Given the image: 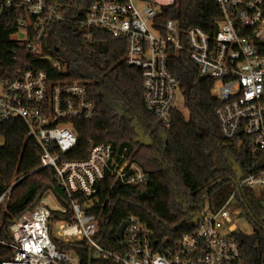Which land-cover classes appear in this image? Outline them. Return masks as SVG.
I'll return each instance as SVG.
<instances>
[{"label": "built area", "instance_id": "2783aa9c", "mask_svg": "<svg viewBox=\"0 0 264 264\" xmlns=\"http://www.w3.org/2000/svg\"><path fill=\"white\" fill-rule=\"evenodd\" d=\"M173 2L88 0L77 21L47 0H0V31L15 44L11 54L22 49L39 62L49 57L52 72L60 76L65 66L47 54L53 24L75 22L123 40L125 64L141 74L145 111L165 127L171 112L178 111L175 100L180 94L167 58L170 51L186 52L198 76L213 82L212 94L220 104L214 114L222 139L247 155L246 170L229 197L216 211L205 207L193 221L194 229L177 241H156L150 229L130 217L120 240L101 244L98 219L88 213L98 184L108 176L114 187L138 186L146 183L145 175L125 156V149L115 153L110 144L89 140L85 158L66 159L77 143L73 121L95 117L86 85L53 80L48 72L23 63L0 81V123L14 119L24 123L26 136L40 150L37 169L52 170L63 203L57 197L62 209H52L56 218L39 201L13 220L7 228L10 241L0 240V246L11 250V258L1 264H83L82 257L84 264H243L229 205L241 206L245 191L257 197L264 192V0H214L220 21L212 36L197 27L181 36L175 20L161 22L162 9ZM11 188L0 193V204L9 198ZM55 221L57 238L52 235ZM69 244L75 246L71 251Z\"/></svg>", "mask_w": 264, "mask_h": 264}, {"label": "trees", "instance_id": "16d2710c", "mask_svg": "<svg viewBox=\"0 0 264 264\" xmlns=\"http://www.w3.org/2000/svg\"><path fill=\"white\" fill-rule=\"evenodd\" d=\"M47 1L59 4L70 20L76 17L78 21L88 0ZM167 19L177 22L181 36L194 27L212 36L220 13L214 0H174L161 11L159 20ZM48 41L51 49L47 54L65 66L61 76L52 72L50 64L39 62L22 49L11 54L15 44L8 33L0 31V81L27 63L48 72L53 80L85 84L95 117L73 121L77 143L65 158H85L89 140L110 144L115 153L125 149V156L148 177L147 183L138 186L114 187L113 178L108 176L98 184L94 207L88 213L98 219L101 244L114 245V232L130 217L150 229L156 241H177L194 229L193 221L205 207L216 211L225 203L234 182L246 170L247 155L222 139L214 114L220 104L212 94L213 82L198 76L186 52L170 51L167 68L178 82L188 117L173 110L165 127L145 111L141 74L125 64L123 40L71 22L53 24ZM14 57L18 59L13 61ZM26 133L19 119L0 123V193L14 183L9 199L0 204V240L7 242L10 223L41 201L46 192L63 200L52 170L37 169L40 150ZM138 134L149 140L148 146L137 141ZM244 196L241 206L253 231H237L234 238L243 264H264V210L259 204L264 192L257 197L248 190ZM51 216L59 215L51 210ZM68 217L67 211L63 218ZM67 247L71 251L75 246ZM11 254L9 248L0 246V264Z\"/></svg>", "mask_w": 264, "mask_h": 264}, {"label": "rangeland", "instance_id": "374dc122", "mask_svg": "<svg viewBox=\"0 0 264 264\" xmlns=\"http://www.w3.org/2000/svg\"><path fill=\"white\" fill-rule=\"evenodd\" d=\"M180 94H176L175 104H176L177 110L183 115V117L185 119H187L188 114H187L185 107L183 106L182 95L180 96ZM1 145H2V139L0 138V146ZM13 185H14V183H12L10 186H13ZM10 193H11V191H10ZM41 201H43V203L45 205H47L51 210L52 209H54V210H61L62 209V206H61L62 204L59 202L56 195L53 194L52 192H46L43 195ZM229 206H230V208L233 209V212L231 215V221L235 224L237 231L244 233V234H250L253 231V225H252V223H250L249 221L246 220L245 209L242 206L236 207V205L233 203H231ZM58 227H59V223H57L55 221L54 225H53V229H52V235L55 238H57Z\"/></svg>", "mask_w": 264, "mask_h": 264}, {"label": "water", "instance_id": "95a60500", "mask_svg": "<svg viewBox=\"0 0 264 264\" xmlns=\"http://www.w3.org/2000/svg\"><path fill=\"white\" fill-rule=\"evenodd\" d=\"M40 60H41L42 62H44V63H49V62L51 61V59H50L49 57L42 58V59H40ZM137 141H142V142L144 143L145 146H148V143H149V140L146 139V138H143V139H142V137H141L140 134H138V136H137ZM145 182H146V183L148 182V177H147V176H145ZM259 204H260V206L262 207V209L264 210V201H263V200H262V201L260 200V201H259ZM126 225H127V223H126V222H123V223H121V225L116 229V231L114 232V238H115V239H117V240H120V239H121V237H122V233H123V231H124Z\"/></svg>", "mask_w": 264, "mask_h": 264}]
</instances>
